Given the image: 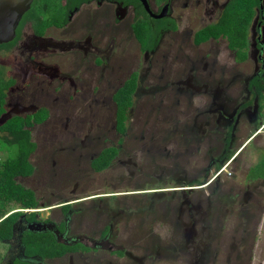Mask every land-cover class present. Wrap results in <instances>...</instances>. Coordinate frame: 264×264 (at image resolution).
Here are the masks:
<instances>
[{
  "label": "rangeland",
  "instance_id": "obj_1",
  "mask_svg": "<svg viewBox=\"0 0 264 264\" xmlns=\"http://www.w3.org/2000/svg\"><path fill=\"white\" fill-rule=\"evenodd\" d=\"M228 1L220 0L208 17L203 15L206 8L201 15L199 4L176 13L190 16L195 8L189 18L201 15L199 28L216 22ZM235 1L242 7L244 0ZM45 3L48 10L40 13L48 19L58 0ZM89 20L81 12L58 33L80 36ZM257 21L250 23V53L241 63L234 62L222 38L195 47V28L189 30L184 24L180 32L163 37L159 49L146 57L127 22L118 32L117 26L110 31L102 23L92 26L94 42L100 33L106 36L103 47L114 34V64L98 69L91 66L92 57L81 60L77 52L68 51L45 56L54 67L36 71L19 50L0 51L2 75L15 80L7 91L6 114L0 123L39 108L48 111L47 119L30 129L36 143L30 156L34 172L17 182L34 192L42 207L39 219L62 229L67 226L68 240L82 242L63 246L92 248L41 264H200L202 257L205 264L264 260V183L246 177L264 151L261 134L248 142L264 117L253 121L257 102L247 89L261 66L251 47ZM132 29L145 47L146 30L134 24ZM261 34L264 40V22ZM56 71L77 75L78 80L57 81ZM131 72L138 75L137 88L121 135L115 130L111 95ZM228 133L233 159L216 175L214 167ZM2 144L0 157H7L10 153ZM116 148L118 154L107 168L92 170L90 163L101 150L109 153ZM194 181L204 184L187 186ZM62 203L72 204L66 216V209L59 207ZM105 228L108 234L103 238ZM16 233L15 241L19 230ZM120 249L122 256L115 253ZM9 250L6 242H0V264L10 261ZM19 257L13 256V264L20 263Z\"/></svg>",
  "mask_w": 264,
  "mask_h": 264
},
{
  "label": "trees",
  "instance_id": "obj_2",
  "mask_svg": "<svg viewBox=\"0 0 264 264\" xmlns=\"http://www.w3.org/2000/svg\"><path fill=\"white\" fill-rule=\"evenodd\" d=\"M259 0H244L241 5L229 0L223 7L216 22L205 26L195 32L193 40L195 44L204 43L210 39L217 40L222 38L226 41V48L233 53L234 62L241 63L246 60V48L248 43V29L255 15L254 9L257 8ZM33 5V4H32ZM32 11L24 14L16 28V36L13 41L0 45L1 50L11 49L19 37L22 25L30 21L33 29L37 33H41L44 28L50 25L61 26L64 21L54 18L51 21L35 23L37 17H32ZM40 26V27H39ZM143 40V39H142ZM144 48V44L141 43ZM138 75L132 72L122 85L111 95V101L115 105V130L123 135L126 131L125 122L128 119V111L133 106V95L137 88ZM260 75L253 76L247 87L252 98L256 99L259 114L264 116V81L261 82ZM13 78H4V74L0 71V118L6 113L5 103L7 91L14 86ZM251 101H248L250 104ZM246 104V103H245ZM244 104V105H245ZM247 104V105H248ZM246 106V105H245ZM48 117L46 108H39L32 113L25 115H14L0 123V150L3 144H6V152L10 153L7 157H0V242H6L13 236L17 237L16 231L20 223H35L47 221L39 219V213L36 211L38 200L34 192L17 182L18 178L30 177L34 172V167L30 162V156L36 150V143L31 140V130L35 125L42 124ZM31 129V130H30ZM230 144V135L225 140L224 152L217 159L215 171L232 157V153L228 151ZM107 149V148H106ZM101 150L98 155L91 161L90 166L95 172H100L107 168L111 161L117 156V150H111L109 153ZM246 177L248 180H261L264 183V151L262 158L249 168ZM187 186L199 185L204 182L194 181ZM60 207L66 209L65 216L70 213L68 208L72 204H64ZM59 232L64 231V226L55 225ZM108 228L104 230L103 237L107 234ZM20 234V233H19ZM16 244L19 243V264H34L35 261H43L45 259L59 258L67 253H75L79 251H87L88 247L83 250L74 248L73 245L63 246V243L55 240L52 231H29L26 230L17 238ZM71 244V243H69ZM115 253L119 256L123 255L122 250ZM35 257V258H34ZM11 257L8 264H13Z\"/></svg>",
  "mask_w": 264,
  "mask_h": 264
},
{
  "label": "flooded vegetation",
  "instance_id": "obj_3",
  "mask_svg": "<svg viewBox=\"0 0 264 264\" xmlns=\"http://www.w3.org/2000/svg\"><path fill=\"white\" fill-rule=\"evenodd\" d=\"M43 1L44 0H32V3L30 5L29 10H31V7L34 9V11H32L31 13L32 17H37L35 23L39 25L38 22L39 20L40 23L43 24L42 22L51 21L54 18H59L60 20H63L64 23L61 26H56V25L47 26L39 34L33 29L34 27L32 23L30 21H27L20 28V34L15 42V45L9 50H1V51L8 52L14 49L19 50L20 56L25 58L24 62L27 63L28 66L33 67L36 71L41 69L44 72L50 70L51 67H54L53 64H49V62H46V60H44L45 56L49 59L51 56L56 55L57 53H59L60 55H65L64 53H69L68 51L77 52L81 60H86L87 57H92L91 66L94 69H98L104 66L114 64V56H113L114 34L110 35L113 38L110 39L107 46L103 47L101 41L106 36L100 33L99 35L100 37L96 43L94 42L93 36L90 33L93 28L96 29V27H92V26H96L98 23H102L103 25H105L107 27L105 28L108 29L109 31L111 29H114L115 26H117L118 27L117 32H118L122 30L123 26L127 22V26L132 34V37L138 43L139 51L143 53L144 57H146L148 55L152 56L159 49L163 37L180 32L179 31V29L181 28L180 24L186 25V28L188 26L189 30L195 28L192 35V39H193V36L196 31L204 28L205 26L212 24L211 22L207 25H201V27L199 28L196 27V24L199 21H202L200 17L203 13V10L206 8L203 15L208 17L207 15L212 11V9H215L221 4L220 0H205V1L204 0H58V4L54 8L52 6L53 10H55V11L52 10V17L45 19L44 16H42L40 13V12H45L46 9L48 10L46 3L43 4ZM262 1L263 0H259L258 6L255 9V15L252 19L254 20L256 18L258 21L255 27L256 37L252 41V45H251V47H253L257 52L256 57L258 62L261 63V66L260 69L251 76V78L253 76H256L257 74L260 75L261 71H263L262 73H264V69H262L264 65L263 63L264 61L261 58V54L263 53L262 44L264 42L261 34V26L263 25L264 22V7L262 5ZM195 4H199V7L201 9V15H199L198 17L189 18L193 14L195 8L191 9L192 14L190 16L189 13L187 12L185 14H183L182 11L176 13V11L180 10L181 8L187 9L188 6L195 7ZM201 6H203V8H201ZM81 12L86 13V15L90 17L89 20L90 23L89 24L85 23L86 26L85 29L83 30V33H81L80 36L79 35L60 36L59 33H62L65 30H67L74 17L80 14ZM133 24L137 27V29L146 30L145 31L146 36L144 37L145 39L144 49H141V44L137 40L134 30L132 29ZM251 28H252V24H251ZM15 36H16V32H15ZM249 36H250V30L248 31V37ZM141 39L143 38L141 37ZM192 43L195 47L198 45L194 43V40H192ZM249 53H250V47H249V43H247V57H249ZM37 55H41L40 58H38L39 56L37 57ZM71 62L72 61H69V63ZM56 73L57 74L54 75L53 78H55V80L57 81L62 80L67 82V80L69 79L75 81L78 80L76 77L77 75L74 74H69V75L63 74L60 71L59 73L56 71ZM131 73H129V75ZM99 77L100 76H98V78ZM259 115L260 114L257 108V117L254 114L252 115L253 121L255 119H258ZM116 150L118 154V149L116 148ZM62 205H59V207H61ZM35 223L40 224L38 226V229H40V231L49 230L54 232L53 236L55 240H57L58 242L69 244L79 241L80 243H82L77 238H74L71 241L68 240L69 238L66 237L67 226L64 227L63 232H59L55 228L56 223L52 221L47 220V221H40ZM35 223H26V222L20 223L19 227L17 228V230H19L20 233L19 236L21 235L22 231L24 232L25 229L27 230V226L29 224H35ZM107 234L104 237H106ZM15 240H16L15 236H13L10 240L6 241L8 247H10L9 253L6 256V258L10 255L11 257H13L20 254L19 243L16 244ZM98 244L99 243L96 242L93 248H96V245L98 246ZM88 248L89 249L87 251H79L78 253L84 254L92 249L90 247ZM68 254L71 253H67L65 255ZM54 259H58V258H52L47 260H54ZM204 260L205 259L202 257V259L200 260L202 262L200 264H205ZM35 262H36L35 264H41V262L39 261H35Z\"/></svg>",
  "mask_w": 264,
  "mask_h": 264
},
{
  "label": "water",
  "instance_id": "obj_4",
  "mask_svg": "<svg viewBox=\"0 0 264 264\" xmlns=\"http://www.w3.org/2000/svg\"><path fill=\"white\" fill-rule=\"evenodd\" d=\"M31 3L32 0H0V45L11 42L15 38L16 28L22 16L29 10ZM8 118L10 117L6 119ZM39 225V223L29 224L27 230L40 231Z\"/></svg>",
  "mask_w": 264,
  "mask_h": 264
},
{
  "label": "built area",
  "instance_id": "obj_5",
  "mask_svg": "<svg viewBox=\"0 0 264 264\" xmlns=\"http://www.w3.org/2000/svg\"><path fill=\"white\" fill-rule=\"evenodd\" d=\"M257 134H261V136L264 139V117H263L262 121L260 122L258 128L256 129L255 133L253 134V136L251 138H253ZM232 159H233V157L230 158L228 161H226V163L218 171H216V175L220 174V172H222V170L225 169V167L231 162ZM257 264H264V260L259 261V263H257Z\"/></svg>",
  "mask_w": 264,
  "mask_h": 264
},
{
  "label": "clouds",
  "instance_id": "obj_6",
  "mask_svg": "<svg viewBox=\"0 0 264 264\" xmlns=\"http://www.w3.org/2000/svg\"><path fill=\"white\" fill-rule=\"evenodd\" d=\"M252 139H253V138H250V139L248 140V142L251 141ZM230 158H231V157H230ZM228 160H229V159H228ZM228 160H227V161H228ZM225 163H226V162H225ZM39 209H41V208H39ZM38 212H39V211H38Z\"/></svg>",
  "mask_w": 264,
  "mask_h": 264
},
{
  "label": "crops",
  "instance_id": "obj_7",
  "mask_svg": "<svg viewBox=\"0 0 264 264\" xmlns=\"http://www.w3.org/2000/svg\"><path fill=\"white\" fill-rule=\"evenodd\" d=\"M40 208H42V207H40Z\"/></svg>",
  "mask_w": 264,
  "mask_h": 264
}]
</instances>
